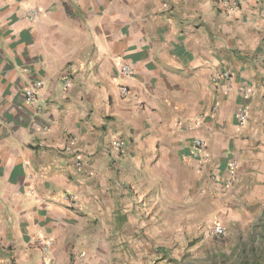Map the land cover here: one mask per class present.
Returning <instances> with one entry per match:
<instances>
[{"label": "crops", "instance_id": "0c3cea01", "mask_svg": "<svg viewBox=\"0 0 264 264\" xmlns=\"http://www.w3.org/2000/svg\"><path fill=\"white\" fill-rule=\"evenodd\" d=\"M231 163L264 183V0H0V264H104L166 197L219 221Z\"/></svg>", "mask_w": 264, "mask_h": 264}, {"label": "rangeland", "instance_id": "374dc122", "mask_svg": "<svg viewBox=\"0 0 264 264\" xmlns=\"http://www.w3.org/2000/svg\"><path fill=\"white\" fill-rule=\"evenodd\" d=\"M247 170L235 171L241 178L237 183L227 186L226 178L221 183L219 221L209 209L185 207L178 196L172 214L167 206L172 200L161 198L156 214L151 206L145 209L144 225L129 235V246L111 247L104 264H264V183L253 181L263 172L251 175ZM164 187L160 196L169 194ZM216 222L224 227L219 237L211 232Z\"/></svg>", "mask_w": 264, "mask_h": 264}, {"label": "built area", "instance_id": "2783aa9c", "mask_svg": "<svg viewBox=\"0 0 264 264\" xmlns=\"http://www.w3.org/2000/svg\"><path fill=\"white\" fill-rule=\"evenodd\" d=\"M242 0H218V6L219 9L221 11L222 14H230L233 11L237 10L239 8V6L241 5ZM28 18L30 20H33L34 17L33 15L29 14ZM119 74L121 75V77H130L132 75V71L130 70V68L126 65L123 64L119 67ZM229 78V74L227 72H223L220 74H215L211 81L213 84H217V82L221 79H227ZM68 85V81H65V86ZM41 88V83L40 82H33L31 85H29L25 90H24V97H25V101L28 104H33L36 100V92ZM229 89H226V92ZM241 92V96L243 97V99H247L250 96V90L246 89V88H242L240 90ZM120 93L123 97H125L128 93L127 88L125 86H121L120 87ZM216 109V107H213L211 109L212 112H214ZM236 119L240 122L243 123L247 120L248 117V112H247V107L246 106H241L238 108L236 114H235ZM73 139H69V142L67 145L63 146L62 149L60 150V154H62L63 156L65 155H70L72 153H74V151H72V146L71 144L73 143ZM192 145L194 147V150L197 152V154L203 155L204 154V150H205V143L199 139L196 138L192 141ZM114 147L119 151H121V143H115ZM75 167L77 170H82L83 169V165H82V161L81 159H76L75 160ZM235 164L231 163L229 165V169H228V174L226 176V185L229 186L233 183V175H234V171H235ZM62 199L64 202L68 203L70 206H75L76 204V197L74 195L71 194H63ZM212 235L215 237H219L222 236L224 234V227L218 222L214 223L212 226ZM81 256V255H80Z\"/></svg>", "mask_w": 264, "mask_h": 264}, {"label": "trees", "instance_id": "16d2710c", "mask_svg": "<svg viewBox=\"0 0 264 264\" xmlns=\"http://www.w3.org/2000/svg\"><path fill=\"white\" fill-rule=\"evenodd\" d=\"M264 252V251H263Z\"/></svg>", "mask_w": 264, "mask_h": 264}]
</instances>
